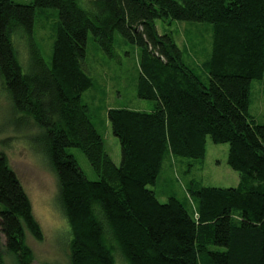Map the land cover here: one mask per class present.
I'll return each instance as SVG.
<instances>
[{
	"label": "trees",
	"instance_id": "1",
	"mask_svg": "<svg viewBox=\"0 0 264 264\" xmlns=\"http://www.w3.org/2000/svg\"><path fill=\"white\" fill-rule=\"evenodd\" d=\"M37 9L59 13L49 65L34 32ZM208 23V84L186 65L172 33L157 21ZM142 49L138 97L151 112L110 109L121 145L117 165L90 118L83 94L92 34L116 57L115 35ZM264 79V0H0V80L17 113L40 128L36 141L59 183L71 230V264H264V125L250 113L252 84ZM227 143L235 188H191L196 217L150 188L169 154L204 159L207 139ZM81 149L91 181L68 149ZM27 230L43 239L31 200L0 152V240L18 264H32ZM0 264H5L0 255ZM48 264V263H45Z\"/></svg>",
	"mask_w": 264,
	"mask_h": 264
},
{
	"label": "rangeland",
	"instance_id": "2",
	"mask_svg": "<svg viewBox=\"0 0 264 264\" xmlns=\"http://www.w3.org/2000/svg\"><path fill=\"white\" fill-rule=\"evenodd\" d=\"M31 4L34 0H14ZM59 21L58 10L37 9L35 40L45 61L51 65L53 43ZM159 32L172 33L183 51L187 66L206 84L210 74L206 63L213 52V31L208 23L187 21H157ZM116 57H107L92 34L87 45V65L93 76L94 86L83 94V101L90 108V118L96 130L103 136L105 147L113 161L121 163V145L114 135L109 118L110 109L127 108L151 112L156 102L138 97L141 75L142 49L115 35ZM250 113L259 124L264 125V79L252 84ZM40 128L31 117L17 113L1 86L0 80V152L7 155L12 169L17 173L27 192L36 219L43 230V239L35 238L28 230L27 244L31 248L32 264H71L72 234L64 214L59 195V183L47 155L36 141ZM230 146L207 139L204 159L178 157L169 154L157 183L150 186L162 203L171 197L181 201L191 215L196 217L198 201L190 194L191 188H235L241 181L240 172L228 163ZM91 181L99 179L90 161L79 148L68 149ZM0 240V255L5 264H18L12 253H7ZM119 264H125L118 256Z\"/></svg>",
	"mask_w": 264,
	"mask_h": 264
}]
</instances>
